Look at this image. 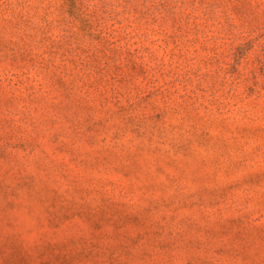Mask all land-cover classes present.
I'll use <instances>...</instances> for the list:
<instances>
[{"label": "rangeland", "instance_id": "1", "mask_svg": "<svg viewBox=\"0 0 264 264\" xmlns=\"http://www.w3.org/2000/svg\"><path fill=\"white\" fill-rule=\"evenodd\" d=\"M0 264H264V0H0Z\"/></svg>", "mask_w": 264, "mask_h": 264}]
</instances>
